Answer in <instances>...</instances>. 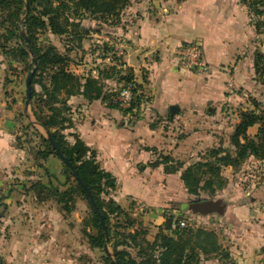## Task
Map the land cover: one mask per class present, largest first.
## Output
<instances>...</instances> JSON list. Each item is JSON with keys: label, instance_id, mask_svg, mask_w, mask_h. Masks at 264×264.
<instances>
[{"label": "crops", "instance_id": "1", "mask_svg": "<svg viewBox=\"0 0 264 264\" xmlns=\"http://www.w3.org/2000/svg\"><path fill=\"white\" fill-rule=\"evenodd\" d=\"M244 8L239 0H142L130 7L125 27L112 31L120 35L118 39L91 31L99 38L96 41L108 39L122 49L119 63L113 61L110 66L116 65L122 77L133 76L137 106L129 112L115 106L113 93L123 81L110 70L103 53L97 55V48L87 50L88 43L82 45L80 54L91 55L92 61L70 62L68 68L80 77L97 79L102 94L92 100L81 93L62 96L69 106L71 123L65 134L73 141L79 137L95 150L100 167L116 179L111 197L117 204L132 211L134 202L142 203L145 212L140 221L149 240L154 239L167 215L183 214L186 221H194L193 229L214 231L218 245L228 252L233 264H263L264 160L251 156L239 168H222L226 184L213 199L225 202L220 214L192 213L189 204L195 197L180 178L181 171L209 148L231 147L229 136L240 112L253 108L247 106V93L232 92L235 86L252 87L254 53L263 49L258 42L260 34ZM86 21L82 25L90 28ZM193 40L202 47L206 71L189 72L179 67L176 48ZM19 100L9 101L0 87V169L14 164L20 156L13 143ZM256 130L257 125L250 126L247 133L254 135ZM166 161L183 166L167 173ZM183 204H187L184 210ZM45 245L47 242L40 241L31 246L24 256L28 264L46 260ZM12 254L11 258L2 256L13 264L23 260V254ZM203 261L224 264L215 256Z\"/></svg>", "mask_w": 264, "mask_h": 264}, {"label": "trees", "instance_id": "2", "mask_svg": "<svg viewBox=\"0 0 264 264\" xmlns=\"http://www.w3.org/2000/svg\"><path fill=\"white\" fill-rule=\"evenodd\" d=\"M240 1L257 17L254 23L255 32L263 33L264 21L261 17L264 16V0ZM128 3L129 0H0V27L3 28L4 42L9 43L5 50L10 52L13 58H19L21 69L24 68L27 75L34 67L33 59H36V71L31 80L32 115L35 122L51 135L63 155L72 163L76 174L90 190L98 212L91 205L85 188L76 174L63 161L66 171L74 177L77 187L85 195L91 207V224L96 229V233L89 235V240L92 247L104 252L105 264H116L115 260L120 264H199L212 256L219 258L224 264H233L228 252L218 245V237L214 231L204 228L193 229L189 226L180 227L178 222L185 218L183 214L177 217L167 215L153 240L147 238V230L142 223L135 225L129 221L126 223L129 231L121 234L120 240L112 241L110 215L121 214L127 218L128 211L117 204L112 197L102 201L98 194L111 193L116 187V179L100 167L95 150L77 136L73 143H69L62 131L67 127L65 123L69 121L64 115L69 111L65 97L81 93L92 100L102 94V86L94 77H80L70 71L67 58L55 47L37 44L38 35L42 31H48L52 35L72 34L80 39L83 19L90 18L98 22L111 23L118 20L120 12ZM113 59L114 62L119 63L120 57L113 56ZM253 66L256 74L264 76V52L255 51ZM110 68L117 79L123 81L124 86L133 82L131 107L123 109L127 112L132 111L139 102L133 76L125 74L122 77L116 65ZM42 73L48 74L47 83L36 80L38 77L41 78ZM35 82L40 84L41 93L35 91L33 87ZM119 91L113 93L116 95L115 106H120L117 100ZM30 124L33 125L32 122ZM254 125H257L256 133L249 135L247 130ZM43 143L46 151H38V154L43 156L49 152V149L56 154L48 139L43 138ZM229 144L231 147L219 145L209 148L198 160L191 162L181 171L180 178L184 187L195 197L190 200L191 212L220 214L225 202L213 199L216 192L226 184V179L221 174L222 168L228 165L234 169L239 168L251 156L264 160V107L254 101L252 109L240 112V120L229 136ZM164 160L168 159L164 157ZM165 163L164 170L167 173L175 172L183 166L181 162L170 165L167 161ZM39 185L48 188L49 193L58 197V200L62 199L57 187L38 183L37 186ZM197 203L204 204L200 211L195 208ZM100 215L104 219L106 229L103 228ZM107 242H113L114 258L105 247ZM126 247H133L134 256L128 255L129 251ZM0 264L10 263L0 256Z\"/></svg>", "mask_w": 264, "mask_h": 264}, {"label": "rangeland", "instance_id": "3", "mask_svg": "<svg viewBox=\"0 0 264 264\" xmlns=\"http://www.w3.org/2000/svg\"><path fill=\"white\" fill-rule=\"evenodd\" d=\"M141 2L142 0H129L128 5L120 12L118 20L112 21L113 23L98 22L86 18L88 20L86 24L90 28H86L85 25L82 26L83 28L81 27L80 39L72 34L58 36L52 35L48 31H42L38 35L37 44L55 47L72 65L90 63L93 59L91 55L80 54L83 44H89L88 51L100 48V54L111 52L115 47V44L108 39L102 38L101 42L96 41L99 38L92 35L91 31H98L104 37L118 39L120 35L112 34V31L125 27L124 23H126L125 19L129 14L130 7ZM239 3L244 5L248 21L254 27L257 17L251 14L248 7L240 0ZM261 18L264 21V16ZM22 32L24 33V31ZM2 34H4L3 28L0 27V87L9 101H14V98L20 99L16 108L18 115L14 120L13 139L14 147L20 156L14 164L0 169V256L3 257L2 254H6L11 255V258L14 251L17 255L18 253L23 254V260H18V264H28L29 262L25 260L24 256L29 254L30 248L35 246V242L41 241L47 242L45 245L47 258L39 264H105L104 252L99 248L92 247L89 240V235H95L96 229L91 224L92 213L87 198L77 187L74 177L66 171L65 164L58 155L56 156L50 149L43 156L38 154V151H46L43 138L48 139L47 132L35 122L30 102L28 107L25 105L27 73L24 68L21 69L19 58H13V55L5 50L9 43L4 42ZM257 34H260L259 41L256 38L255 40L260 42L264 49V32ZM263 49L262 52H264ZM107 65L110 67V64ZM36 80L47 83L48 74L42 73L41 78L38 77ZM249 82L251 88L235 86L232 92L247 93L248 107H253L254 101L264 107V76L255 73L254 81L251 79ZM123 86L122 84L117 92ZM33 87L37 93H41V86L38 82H35ZM67 114L64 115L68 118ZM70 124L69 119L65 126H70ZM62 131L67 141L73 143V137L65 134L67 129ZM38 183L57 187L62 194V199L58 200V197L49 193L48 188L37 186ZM98 196L102 201H107L111 197V193H101ZM127 211V218L121 214L110 215L112 241L120 240L121 234L129 231L126 226L129 221L134 224L142 223L140 219L144 213ZM187 222L192 228L194 221ZM112 243L107 242V250L114 258ZM126 249L129 251L128 255L134 256L133 247H126ZM199 264H205V262L202 260Z\"/></svg>", "mask_w": 264, "mask_h": 264}, {"label": "built area", "instance_id": "4", "mask_svg": "<svg viewBox=\"0 0 264 264\" xmlns=\"http://www.w3.org/2000/svg\"><path fill=\"white\" fill-rule=\"evenodd\" d=\"M101 49H96V54H100ZM178 56L179 67L182 70L193 72V71H206L207 64L203 58V51L201 45L196 41L185 42L179 45L175 50ZM123 51L120 47H114L111 52L103 53L104 60L106 63H113V56L121 57ZM133 82H129L125 86H123L118 95L117 100L122 108H130L133 98L132 88ZM132 211L134 213H144L145 208L140 202H134L132 206ZM180 227L189 226L186 219H180L178 222ZM264 264V263H263Z\"/></svg>", "mask_w": 264, "mask_h": 264}, {"label": "water", "instance_id": "5", "mask_svg": "<svg viewBox=\"0 0 264 264\" xmlns=\"http://www.w3.org/2000/svg\"><path fill=\"white\" fill-rule=\"evenodd\" d=\"M23 34V32H22ZM34 61V67L33 69L28 73L27 77H26V80H25V93H26V100H25V105L26 107H28L29 105V102H30V98H31V79H32V75L33 73L36 71V59L34 58L33 59ZM176 108L175 106H171L170 107V111L171 112H175ZM47 138L49 140V142L51 143L52 147L54 148L56 154L70 167V169L76 174L75 170H74V167L72 165V163L69 161V159L63 155V153L61 152L60 148L58 147V145L56 144V142L54 141V139L51 137V135L47 132ZM76 177L78 178V180L80 181V183L83 185V187L85 188V191L87 193V196L91 202V205L95 208V210L98 212L97 208H96V204H95V201L90 193V190L89 188L84 184V182L80 179V177L76 174ZM220 200V199H219ZM204 203V202H203ZM187 206V204H183L182 205V208L181 209H185V207ZM204 204L202 203H197L195 204V208L197 210H201L203 208ZM189 209L192 211V206L191 204H189ZM194 213V212H192ZM205 215V214H203ZM100 220H101V223L103 225V228L106 229V226L104 224V219L103 217L100 215ZM105 247L107 248V243H105ZM116 261V264H120L119 261L115 260Z\"/></svg>", "mask_w": 264, "mask_h": 264}]
</instances>
